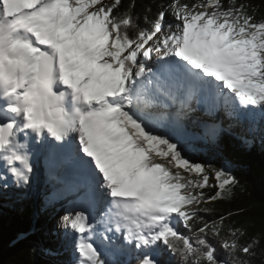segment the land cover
<instances>
[{"label":"snow or ice","instance_id":"obj_1","mask_svg":"<svg viewBox=\"0 0 264 264\" xmlns=\"http://www.w3.org/2000/svg\"><path fill=\"white\" fill-rule=\"evenodd\" d=\"M226 2L170 0L141 27L134 2L121 13L122 0H0V167L28 185L31 143L69 168L113 245L102 255L91 242L97 223L68 211L77 264H122L108 257L133 249L135 264H159L163 250L179 264H225L209 236L221 238L226 217L209 222L202 206L231 198L237 181L190 162L147 110L162 100L179 120L199 96L264 114V19ZM227 232L220 249L251 264L264 237L241 243L246 231Z\"/></svg>","mask_w":264,"mask_h":264},{"label":"trees","instance_id":"obj_2","mask_svg":"<svg viewBox=\"0 0 264 264\" xmlns=\"http://www.w3.org/2000/svg\"><path fill=\"white\" fill-rule=\"evenodd\" d=\"M132 2L135 3L132 16L138 17V23L143 27L144 16L154 18L159 5L164 4L167 7L170 0H122L120 12L126 11ZM184 2L191 3L192 0ZM237 2L250 4L256 10V19H264V0ZM227 6L225 0V7ZM149 8L151 12L146 11ZM167 19H172L170 13ZM129 32L131 34L132 30ZM202 107L193 100L191 109H187L186 115L179 121L186 131L194 133L198 138L181 137L170 118H166L165 123L157 127L155 132L176 142L190 162L223 169L237 181L231 198L204 204L202 207L207 211L201 213L209 222L218 220L221 216L226 217L221 238L209 236V240L216 247L219 259L225 261V264H232L233 257L220 249V241L226 237L230 239L227 232L229 226L246 231L247 235L241 238V243L251 237H264V114L254 110V128L240 133L225 123L223 116H218L217 120L209 116L200 118L205 111ZM225 110L237 116L234 122L241 121L236 109L228 107ZM52 187L55 186L47 183L45 189ZM38 189L39 186L35 184L27 202L22 204L24 209L21 212L0 209V264H76V259L65 250L55 232L50 233L45 228L48 220L54 218L59 209L49 208L48 204L52 200L49 197L37 205ZM214 191L213 188L205 189L209 195ZM39 206L45 211L37 216ZM228 213L232 215L228 216ZM179 231L186 236L190 235L182 227H179ZM261 248H264V239H261V247L256 249V255L249 258L251 264H264ZM108 258L119 260L122 264L129 261L135 264L134 258H130L129 254ZM155 258L163 264H179V258L168 250L161 251Z\"/></svg>","mask_w":264,"mask_h":264},{"label":"rangeland","instance_id":"obj_3","mask_svg":"<svg viewBox=\"0 0 264 264\" xmlns=\"http://www.w3.org/2000/svg\"><path fill=\"white\" fill-rule=\"evenodd\" d=\"M210 99L213 100L212 98H207V99L197 98V102L199 104H204L202 108H205V111L200 116V118H207L209 116L210 118L217 120L218 116L220 117L223 116L225 123L230 124L234 130L239 131L240 133H243L246 129L250 131L254 128V123L256 122V115L253 112L247 113L246 115L244 114L238 115L241 121L238 120L237 122H234V118H236L237 116L231 114L232 112L227 113L228 111L225 110V107L223 106L222 102L218 107L213 108V101H210ZM151 108L153 109V111L158 112L156 115H154V117L150 116L155 123V129L160 125L164 124L165 123L164 120L166 118H170L172 119L175 129L177 130L178 134L181 135V137H185L186 139L198 138L195 134L186 131L181 126V124H179V121L182 118L179 120L176 118L175 108L166 107L162 100H160L156 104V106ZM159 112L162 114H160ZM185 112H187V109L185 110ZM163 116H165L166 118ZM36 150L37 149L35 148V151L33 150L28 151V154L32 156V158H30V163L32 164L33 167V172L30 176V181L28 185L17 186L14 183V178L11 177L10 174L6 173V171L2 167H0V176L7 177L6 186L4 180L3 182L0 181V209H6L7 211H12V212H21L24 209V206L22 204L27 202L31 190L35 189V184L39 186L38 189L39 199L36 204L38 205L42 203L43 200L45 201L46 198L49 197L50 199H52L50 204H48L49 208L59 209L57 215L54 216V218H52L51 220H48L45 228H47V230L50 233L55 232L58 238L62 241L65 250H67L74 256L77 264L78 253L76 252L75 247L73 246L74 244H76V240L78 239V236L74 234L70 229H66L62 225L61 217L67 214L68 211L73 209L77 211L79 210L87 211L88 209L90 215L93 216L92 213L93 210L92 208L88 207V205L83 204V202L81 201V194L77 189L76 179L74 180V182L71 183L70 182L68 183L67 181L62 179L61 176L63 175L64 172L63 169H61L60 171L58 170L59 171L58 174H53L52 172L54 171L52 170L53 168H50L49 170L45 168L44 170L46 160L43 159V155H38V153H36ZM43 151H48V150L44 148ZM46 170L48 172H46ZM54 175H56L57 177ZM56 178L61 179L62 185L61 183L60 184L56 183ZM66 179L68 180V178ZM47 183H50L52 185H54V183L56 184L54 185L55 187H52V189H45ZM212 183H214V181H212ZM11 184H13V186H10ZM44 211L45 210L39 206L38 211L36 212L37 216L44 213ZM93 240L94 239L92 238V241ZM105 241L106 240H104V242L102 241L103 243L102 246L96 247L94 245L101 252L102 255L106 252H110L111 249L113 248L112 244H109L108 241L106 242ZM114 243L121 244L122 240L114 239ZM129 255L130 258H134L135 250L133 249Z\"/></svg>","mask_w":264,"mask_h":264},{"label":"bare ground","instance_id":"obj_4","mask_svg":"<svg viewBox=\"0 0 264 264\" xmlns=\"http://www.w3.org/2000/svg\"><path fill=\"white\" fill-rule=\"evenodd\" d=\"M163 108H165V107H163ZM148 111V113L149 114H151V113H153V115H156L158 112H155V111H153V109L152 108H149V110H147ZM163 111V110H162ZM161 111V112H162ZM168 111V110H167ZM160 113V112H159ZM164 113V112H163ZM160 114H162V113H160ZM152 115V114H151ZM163 117H165V116H163ZM35 148L36 149H40V155H43V159H45L46 160V163H45V166H44V170H45V168L46 169H50V168H53L52 170H54V171H52L53 172V174H58L59 173V171L61 170V169H63L64 170V172H63V175L61 176L62 177V179H64L65 181H67L68 183L70 182H74V180H75V177L71 174V172H70V170H69V168L64 164V163H62V161H61V159L60 158H58L57 156H54V155H51L50 153H49V151H43V149H44V147H41L40 145H37V144H31L30 143V146H29V151H35ZM30 156V158H32V156L31 155H29ZM0 163H2V162H0ZM59 170V171H58ZM46 172H48L47 170H46ZM54 176H56V175H54ZM58 176H60V175H58ZM57 177V176H56ZM66 178H68V180L66 179ZM0 181H2L3 182V180H0ZM56 183H61V185H62V181H61V179L60 178H56ZM56 183H54V185L56 184ZM53 185V186H54ZM10 186H13V184H11ZM71 192V191H70ZM83 204H85V205H88V204H86V203H83ZM84 205V206H85ZM88 207H90L89 205H88ZM90 208H92V213H93V216L92 215H90V217H91V219H92V221L94 222V221H98L99 219H100V213H99V211H98V209L97 208H94V207H90ZM97 230V229H96ZM96 230H95V232H94V236H95V238H100V236L97 234V232H96ZM119 244V243H118ZM73 247H75V244H74V246ZM74 249V248H73Z\"/></svg>","mask_w":264,"mask_h":264},{"label":"water","instance_id":"obj_5","mask_svg":"<svg viewBox=\"0 0 264 264\" xmlns=\"http://www.w3.org/2000/svg\"><path fill=\"white\" fill-rule=\"evenodd\" d=\"M159 261V264H163V262L162 261H160V260H158Z\"/></svg>","mask_w":264,"mask_h":264}]
</instances>
